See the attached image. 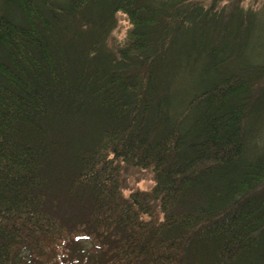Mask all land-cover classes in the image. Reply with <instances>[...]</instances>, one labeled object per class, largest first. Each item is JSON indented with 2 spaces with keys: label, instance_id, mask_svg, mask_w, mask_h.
<instances>
[{
  "label": "trees",
  "instance_id": "obj_1",
  "mask_svg": "<svg viewBox=\"0 0 264 264\" xmlns=\"http://www.w3.org/2000/svg\"><path fill=\"white\" fill-rule=\"evenodd\" d=\"M242 2L0 0V264H264V0ZM132 169L154 184L124 196Z\"/></svg>",
  "mask_w": 264,
  "mask_h": 264
},
{
  "label": "rangeland",
  "instance_id": "obj_2",
  "mask_svg": "<svg viewBox=\"0 0 264 264\" xmlns=\"http://www.w3.org/2000/svg\"><path fill=\"white\" fill-rule=\"evenodd\" d=\"M263 0H243V9H259L262 7ZM223 4V3H222ZM221 4V5H222ZM129 25L126 19L119 15L117 20V27L113 32V37L117 41L123 42L126 39ZM261 143V137L259 138ZM153 175L150 171H140L136 169L129 170V174L126 177L125 186L122 189L123 195L127 196L129 193L137 189L138 191H148L152 188Z\"/></svg>",
  "mask_w": 264,
  "mask_h": 264
}]
</instances>
